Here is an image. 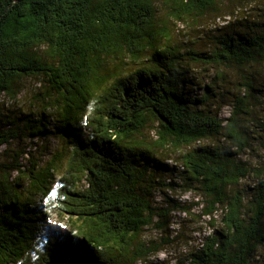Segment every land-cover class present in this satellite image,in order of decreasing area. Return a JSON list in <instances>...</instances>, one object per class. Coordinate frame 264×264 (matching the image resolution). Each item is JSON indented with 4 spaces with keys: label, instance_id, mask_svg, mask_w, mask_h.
Instances as JSON below:
<instances>
[{
    "label": "trees",
    "instance_id": "trees-1",
    "mask_svg": "<svg viewBox=\"0 0 264 264\" xmlns=\"http://www.w3.org/2000/svg\"><path fill=\"white\" fill-rule=\"evenodd\" d=\"M256 1L0 0V264H133L154 249L133 248L143 229L168 224L154 194L173 202L177 189L202 198L214 228L185 264H253L264 156L252 165L241 152L249 140L264 151V121L258 134L246 125L264 93V17L238 15ZM173 22L205 32L181 46ZM125 52L134 71L107 68ZM27 80L46 84L37 108L8 109ZM169 150L180 153L157 158Z\"/></svg>",
    "mask_w": 264,
    "mask_h": 264
},
{
    "label": "rangeland",
    "instance_id": "rangeland-1",
    "mask_svg": "<svg viewBox=\"0 0 264 264\" xmlns=\"http://www.w3.org/2000/svg\"><path fill=\"white\" fill-rule=\"evenodd\" d=\"M249 7L252 8L249 9ZM161 13L162 12L158 13V17H161ZM245 14H247V19L250 21L255 20L254 18L256 17H264V0H257L248 6L246 11H243L238 15V19L246 17ZM226 21H228V19ZM169 28H171V30L173 29L174 32L173 43L181 46H183V43L188 44L191 40H194V37L202 36L205 32V28H200L196 31L190 30L189 27L183 25L182 23H174L173 25L170 24ZM203 40L206 42L205 37ZM116 65H119L121 71L127 74L134 71L138 67L137 64L131 62L130 56L127 52L123 54L121 60H111L107 68L112 69ZM193 67L194 66L191 67L192 72L194 74L197 73L196 76L200 78V80L203 78L209 80L207 75L211 74L210 72H205L203 67L200 66ZM228 76L231 82L238 80L237 76L231 72ZM254 78V84L259 89L264 90V65L261 66L258 73L254 74ZM113 80L114 79L109 78L107 80V85ZM45 87L46 84L44 82L38 80H27L25 82L23 92H21L16 100L12 101L7 99L4 103L6 107L11 110L25 109L28 111L30 109L37 108L35 107L36 105H33L34 96H36L39 91H44ZM200 93V91L196 92V94ZM256 98V100L251 101L252 115L248 117V123H246V125L251 122L248 125L249 131L258 134L260 123L264 121V93H261V95ZM230 110L231 108L229 106L221 108L219 113L220 117L228 118ZM145 135L153 140L156 136L155 129L149 127L146 129ZM50 139L54 150L59 151L61 148H65L64 142L61 139L55 136H51ZM224 145L230 146L228 143H224ZM179 153H174L170 150L161 151L159 155H157V158L160 160L164 159V154L177 158ZM263 153L264 151H261V148L256 140H249L248 147L241 152V156L244 161H247V163L256 165L260 161V158L264 156ZM59 163L62 167L64 166V161ZM162 171H158L156 173L157 179H164V177H166L165 173L163 174ZM56 174L58 175V173ZM27 182L28 181H26V184ZM251 182L252 178H248L242 182V184L250 185ZM167 195L173 202H168V199L163 197L162 193H159L154 194L155 202L152 203L155 208H158L157 213H162V211L167 207L171 208L167 227H158L157 225L160 224L161 218L157 216L154 217L153 223L143 229L140 237L133 245V248H136L140 243L146 248L154 249H152L151 253L147 257L138 258L133 264H185L189 255L201 247L204 238L213 233L214 228L210 225L212 223L211 219L203 216L201 213L203 200L200 196H198L195 192L183 193L179 189L173 192L168 191ZM180 206L187 207L188 210L183 212L179 208H174ZM214 219L215 225L218 226L220 224L219 213L215 214ZM132 251L133 249L131 252ZM253 264H264V249H260L258 251Z\"/></svg>",
    "mask_w": 264,
    "mask_h": 264
},
{
    "label": "snow or ice",
    "instance_id": "snow-or-ice-1",
    "mask_svg": "<svg viewBox=\"0 0 264 264\" xmlns=\"http://www.w3.org/2000/svg\"><path fill=\"white\" fill-rule=\"evenodd\" d=\"M52 195L55 196V193H53Z\"/></svg>",
    "mask_w": 264,
    "mask_h": 264
}]
</instances>
